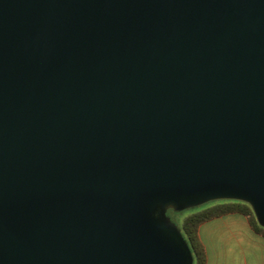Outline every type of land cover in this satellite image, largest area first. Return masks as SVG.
<instances>
[{
    "label": "water",
    "instance_id": "water-1",
    "mask_svg": "<svg viewBox=\"0 0 264 264\" xmlns=\"http://www.w3.org/2000/svg\"><path fill=\"white\" fill-rule=\"evenodd\" d=\"M216 199L264 226V0H0V264H193Z\"/></svg>",
    "mask_w": 264,
    "mask_h": 264
},
{
    "label": "crops",
    "instance_id": "crops-1",
    "mask_svg": "<svg viewBox=\"0 0 264 264\" xmlns=\"http://www.w3.org/2000/svg\"><path fill=\"white\" fill-rule=\"evenodd\" d=\"M199 236L206 264H264V233L244 213L229 212L204 221Z\"/></svg>",
    "mask_w": 264,
    "mask_h": 264
},
{
    "label": "trees",
    "instance_id": "trees-1",
    "mask_svg": "<svg viewBox=\"0 0 264 264\" xmlns=\"http://www.w3.org/2000/svg\"><path fill=\"white\" fill-rule=\"evenodd\" d=\"M229 212H241L249 216L253 226L264 233V226L259 223L252 206L242 200L223 199L220 202L198 212L187 215L180 228L187 239L194 256L193 264H206L207 254L199 236V227L204 221Z\"/></svg>",
    "mask_w": 264,
    "mask_h": 264
},
{
    "label": "rangeland",
    "instance_id": "rangeland-1",
    "mask_svg": "<svg viewBox=\"0 0 264 264\" xmlns=\"http://www.w3.org/2000/svg\"><path fill=\"white\" fill-rule=\"evenodd\" d=\"M223 199H216V200H211L208 202H205L203 204L185 208V209H174V208H169L167 210V217L171 219L174 223H176L180 228L182 227V222L184 218L187 215H190L192 213L198 212L200 210H203L207 207H210L212 205H215L216 203L220 202Z\"/></svg>",
    "mask_w": 264,
    "mask_h": 264
}]
</instances>
